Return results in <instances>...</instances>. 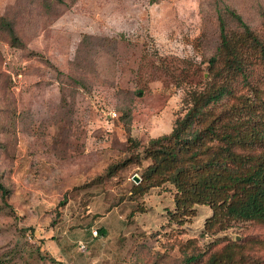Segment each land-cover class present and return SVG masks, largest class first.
<instances>
[{
	"label": "rangeland",
	"instance_id": "374dc122",
	"mask_svg": "<svg viewBox=\"0 0 264 264\" xmlns=\"http://www.w3.org/2000/svg\"><path fill=\"white\" fill-rule=\"evenodd\" d=\"M224 6L264 42V0H0L1 264H264V220L181 207L164 173L141 180L143 148L183 115L185 90L222 79L208 58L218 14L236 28ZM250 53L188 131L217 117L264 128V60ZM227 131L194 142L196 163L222 158Z\"/></svg>",
	"mask_w": 264,
	"mask_h": 264
},
{
	"label": "trees",
	"instance_id": "16d2710c",
	"mask_svg": "<svg viewBox=\"0 0 264 264\" xmlns=\"http://www.w3.org/2000/svg\"><path fill=\"white\" fill-rule=\"evenodd\" d=\"M223 11L233 20L236 28H229L224 16L218 14L219 43L215 53L208 58L210 74L222 79L214 88L189 87L185 90L186 108L183 115L175 118L168 133L149 138L143 148L153 161L141 180L155 176L158 178L151 183H157L155 179H160L158 174L164 173L176 184L179 190L176 201L180 200L181 204L178 205L181 207L192 203L216 202L229 216L264 220V128L252 125L249 131L238 132L236 125L228 121L217 122V117L216 120L210 119L198 132L187 130L188 126L199 120L206 105L232 92L233 87L226 78L228 75L245 77V72L252 69L251 50H255L257 57L264 60V42L258 34L233 8L224 6ZM262 16L264 21V14ZM217 127H230L233 131L222 132L223 142L218 146L222 158L208 156L201 163H196L200 152L190 147L195 141L198 143L202 134H215ZM240 143L259 144L262 149L257 154L239 152L234 147ZM141 180L136 184L137 188L141 187ZM4 194L5 188L0 181V195ZM98 231L103 232L101 228ZM226 259L223 254H211L207 264Z\"/></svg>",
	"mask_w": 264,
	"mask_h": 264
},
{
	"label": "water",
	"instance_id": "95a60500",
	"mask_svg": "<svg viewBox=\"0 0 264 264\" xmlns=\"http://www.w3.org/2000/svg\"><path fill=\"white\" fill-rule=\"evenodd\" d=\"M134 178H135V175H134Z\"/></svg>",
	"mask_w": 264,
	"mask_h": 264
}]
</instances>
